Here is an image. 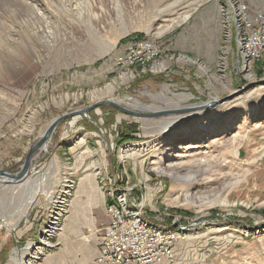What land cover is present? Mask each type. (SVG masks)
I'll return each instance as SVG.
<instances>
[{
    "label": "rangeland",
    "instance_id": "obj_1",
    "mask_svg": "<svg viewBox=\"0 0 264 264\" xmlns=\"http://www.w3.org/2000/svg\"><path fill=\"white\" fill-rule=\"evenodd\" d=\"M233 1L79 0L68 13L54 2L58 13L34 20L36 0H0V264L41 241L56 206L30 264H88L112 175L153 221L198 223L176 264H264V56L240 60ZM236 1L264 12V0ZM133 37L152 41L157 61L113 66ZM88 108L41 147L54 119ZM35 177L43 189L26 204Z\"/></svg>",
    "mask_w": 264,
    "mask_h": 264
},
{
    "label": "built area",
    "instance_id": "obj_2",
    "mask_svg": "<svg viewBox=\"0 0 264 264\" xmlns=\"http://www.w3.org/2000/svg\"><path fill=\"white\" fill-rule=\"evenodd\" d=\"M237 4V1L235 5L232 4L236 13ZM238 15L243 32L241 47L247 48L245 59L249 62L259 61L264 56V12H250L247 5H239ZM158 55L159 50L152 41L133 39L119 48L113 66L125 70L136 65L145 67L148 63L153 65ZM109 184L104 180L101 185V189L106 190L108 195L105 204L108 225L99 229L96 235L99 246L97 262L162 264L163 260H167L168 264H176L179 256L175 253L180 255L182 245L174 254L172 250L192 235L197 222L168 225L153 221L141 209L129 189L121 190L115 186L116 175L109 177Z\"/></svg>",
    "mask_w": 264,
    "mask_h": 264
},
{
    "label": "bare ground",
    "instance_id": "obj_3",
    "mask_svg": "<svg viewBox=\"0 0 264 264\" xmlns=\"http://www.w3.org/2000/svg\"><path fill=\"white\" fill-rule=\"evenodd\" d=\"M79 0H54V2H48L47 0H36V4H34L32 6V13L34 14V17L33 19H42L44 16L49 15V13L51 12H54V11H57V13L59 12V9L62 8L65 12L67 11L68 12H73L76 10V12H78L80 10V3L78 2ZM199 2L203 1V0H198ZM81 2V1H80ZM236 4V1H233V5ZM56 6H59V9H55L54 5ZM74 5V6H73ZM193 5V4H192ZM239 5H245L243 3H238L237 4V13H236V18H235V27L237 29V35L239 36V42H238V53H239V56L240 58L243 60V61H246V57H247V48L245 47H241V44H242V37H243V32H242V29H241V26L239 24L240 22V19H239V15L237 16L238 14V6ZM70 6V7H69ZM246 6V5H245ZM50 10V11H48ZM189 15V13H187L182 20H180L179 22H182L183 20H185L187 18V16ZM44 19V18H43ZM41 22V21H40ZM46 23V22H45ZM29 27V26H28ZM35 27V26H34ZM45 29L47 30L46 31V34H50L51 33V28L49 25H47L45 27ZM42 30V29H41ZM7 32V31H6ZM10 32V31H9ZM40 32V30H39ZM45 33V32H44ZM43 33V34H44ZM38 35V34H37ZM40 35V34H39ZM52 35V34H51ZM162 66H165L164 64H160L159 66L155 67V69H159L161 68ZM124 77L125 75H121V81H124ZM114 89V86L113 84H108L104 90H102V92H105V93H111ZM212 101H217V100H212ZM210 102V101H209ZM220 103V102H219ZM6 107V110L8 111L9 110V105H5ZM196 108H200V105L195 107H190V108H187L189 111H193V110H196ZM190 109H193V110H190ZM257 115V114H256ZM55 120V119H54ZM53 120V121H54ZM231 120V119H230ZM53 121L51 122V124L49 125V127L47 129H45L41 136H40V139H41V147H45L46 146V143L48 141V135L47 134V131L49 130L50 126L53 124ZM217 126V125H216ZM35 146H40L39 143H36ZM137 146V145H136ZM148 147L149 146H155L153 145V142L152 143H148L146 145H143V148L145 147ZM140 148L141 145H140ZM142 148V149H143ZM127 149V148H126ZM139 151V150H138ZM124 153V151H123ZM138 154V153H137ZM161 158V157H160ZM158 163V162H157ZM27 175V173L25 172H22V173H19V176H17V178L15 179H10L9 178H4L2 179V182H5V183H9V184H14V183H18L20 182L21 179H23L25 176ZM41 182L40 179L38 177H35L31 182L30 181H26V185L28 186L26 188V190L28 189V196L26 197V204H29L31 199H32V196L33 194H35V192L39 191L41 188L43 189V186L41 187ZM43 184V183H42ZM25 185V184H24ZM68 187V186H66ZM65 190V189H64ZM65 193V192H64ZM66 194L63 195V197H60L58 198L59 200L57 201L58 203H65V196ZM224 203H226L225 201H223ZM23 205V204H22ZM61 207V206H60ZM60 207H55L53 208L54 209V212H53V215H52V218H51V221L49 222V227L47 229H45L44 232H47L46 234H43V236L41 237V241L38 243V244H35V242H29L21 251H20V254L16 251L13 252V254L11 255L10 257V261H9V264H30V263H33L35 260H37L40 255L46 250L47 248V244H48V238L49 236L56 230L57 226H58V220H59V215L61 213V208ZM25 207L22 208V206L20 207V209L18 210L19 213H20V216H24L25 215ZM193 222V221H192ZM191 222V223H192ZM198 224V223H197ZM185 225V224H184ZM221 230V229H220ZM212 231H217V230H212ZM187 238V237H186ZM185 238V239H186ZM184 239V240H185Z\"/></svg>",
    "mask_w": 264,
    "mask_h": 264
},
{
    "label": "water",
    "instance_id": "obj_4",
    "mask_svg": "<svg viewBox=\"0 0 264 264\" xmlns=\"http://www.w3.org/2000/svg\"><path fill=\"white\" fill-rule=\"evenodd\" d=\"M257 83H264V78L261 79V80H259ZM223 101H226V100H225V99H220V98H218L217 101H210V102H207V101H206V102H203L202 105H200V109H203V108H207V107L213 106V105H215V104H217V103H219V102H223ZM112 104H113V103H112ZM116 107L119 108L121 111H123V112H125V113H130V114H133V115H136V114H137V113H135V112L128 111L127 109H124V108H121V107H118V106H116ZM90 110H91V108H88V109H82V110H79V111H75L74 113H70V114L63 115V116H61V117L55 119V120L53 121V124L50 126L49 130L47 131V134H46V135L49 136L50 133H52V131L54 130V128L57 126V124H58L60 121L66 119V118H68V117L75 116V115H80V114H85V115H86V113H87L88 111H90ZM190 110H193V109H190ZM181 111H189V110L186 108V109H182ZM165 112H170V111H165ZM138 115H139V114H138ZM17 176H19V174L16 175V176H14L13 179L17 178Z\"/></svg>",
    "mask_w": 264,
    "mask_h": 264
},
{
    "label": "crops",
    "instance_id": "obj_5",
    "mask_svg": "<svg viewBox=\"0 0 264 264\" xmlns=\"http://www.w3.org/2000/svg\"><path fill=\"white\" fill-rule=\"evenodd\" d=\"M239 58H240V56H239ZM240 60H242L241 58H240ZM106 204V203H105ZM95 205H97V204H95ZM97 207V206H96ZM102 210H103V212H104V217L108 220V216H107V213H106V211H105V205H103V207H102ZM90 249V248H89ZM88 249V250H89ZM98 254H99V246H98V244H97V241H96V238H94V243H93V247H92V259H91V261H88V264H99L98 262H97V256H98Z\"/></svg>",
    "mask_w": 264,
    "mask_h": 264
},
{
    "label": "trees",
    "instance_id": "obj_6",
    "mask_svg": "<svg viewBox=\"0 0 264 264\" xmlns=\"http://www.w3.org/2000/svg\"><path fill=\"white\" fill-rule=\"evenodd\" d=\"M133 39H136V40H140V39H143V38H141V37H133V38H131L130 40H133ZM130 40H127L126 42H128V41H130ZM125 42V43H126ZM126 138H130L131 137V134L129 135V134H127L126 136H125Z\"/></svg>",
    "mask_w": 264,
    "mask_h": 264
}]
</instances>
